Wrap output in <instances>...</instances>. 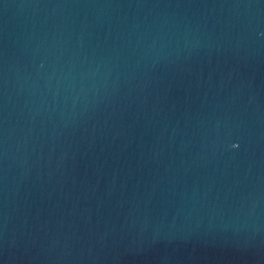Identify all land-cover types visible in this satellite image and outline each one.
I'll use <instances>...</instances> for the list:
<instances>
[{"label": "water", "instance_id": "1", "mask_svg": "<svg viewBox=\"0 0 264 264\" xmlns=\"http://www.w3.org/2000/svg\"><path fill=\"white\" fill-rule=\"evenodd\" d=\"M0 264H264V0H0Z\"/></svg>", "mask_w": 264, "mask_h": 264}, {"label": "clouds", "instance_id": "2", "mask_svg": "<svg viewBox=\"0 0 264 264\" xmlns=\"http://www.w3.org/2000/svg\"><path fill=\"white\" fill-rule=\"evenodd\" d=\"M234 147H235V145H234Z\"/></svg>", "mask_w": 264, "mask_h": 264}]
</instances>
